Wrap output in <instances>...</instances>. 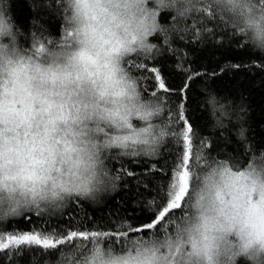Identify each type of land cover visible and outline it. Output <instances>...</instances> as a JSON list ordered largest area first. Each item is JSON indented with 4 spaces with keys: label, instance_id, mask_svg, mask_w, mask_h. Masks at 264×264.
I'll use <instances>...</instances> for the list:
<instances>
[{
    "label": "clouds",
    "instance_id": "9594fccd",
    "mask_svg": "<svg viewBox=\"0 0 264 264\" xmlns=\"http://www.w3.org/2000/svg\"><path fill=\"white\" fill-rule=\"evenodd\" d=\"M56 5L60 35L40 28L25 37L11 0H0V224L27 213L58 215L73 200L100 206L124 179L113 161L157 160L182 145L176 110L146 93L133 59L159 58L196 28L202 41L209 26L264 57V0ZM202 91L210 139L220 133L227 141L231 131L242 153L194 141L182 207L156 229L141 235L122 225L128 235L119 243L100 235L42 250L44 264H264V148L249 139L243 100ZM183 168L176 152L171 170ZM180 187L170 174L159 207Z\"/></svg>",
    "mask_w": 264,
    "mask_h": 264
},
{
    "label": "trees",
    "instance_id": "16d2710c",
    "mask_svg": "<svg viewBox=\"0 0 264 264\" xmlns=\"http://www.w3.org/2000/svg\"><path fill=\"white\" fill-rule=\"evenodd\" d=\"M11 12L25 37L40 28L47 29L52 36L60 35L62 21L56 0H11ZM160 19L167 23L169 14H162ZM213 32L214 28L209 26L201 41L200 29L196 28L192 37L177 40L175 47H169L159 58L148 61L133 59L132 65L144 64L158 69L166 85L177 90L171 97L153 87L156 82L152 73L146 72L144 68L132 67L147 94L157 91L176 113L181 110V104L184 106L182 111L193 125L195 142L204 144L213 152L226 149L230 153L240 154L243 151L244 146L237 142L231 131L226 130L229 138L227 141L220 133H215V138L210 139L212 134L208 132V112L201 101L204 95L202 89L211 88L218 95L246 103L249 109L246 121L249 139L257 148H264V57L241 46L238 40H229L219 33L212 35ZM22 39L27 45L28 40ZM155 39L159 40V37ZM181 88L184 89L182 93L179 92ZM178 151V147L173 144L161 159L113 161V167L123 174L124 179L120 191L106 198L100 206L73 200L58 215L27 213L6 224H0V231L7 236L53 226L67 231L71 226L114 232L120 231L122 225L138 227L148 223L154 218L153 213L161 201L162 189L171 172V162ZM129 171L134 174L128 176L126 173ZM106 239L119 243L122 237ZM42 250L39 246L0 250V264H44ZM48 255L55 259L56 253L50 252ZM240 264L245 262L240 261Z\"/></svg>",
    "mask_w": 264,
    "mask_h": 264
},
{
    "label": "snow or ice",
    "instance_id": "6c2138e0",
    "mask_svg": "<svg viewBox=\"0 0 264 264\" xmlns=\"http://www.w3.org/2000/svg\"><path fill=\"white\" fill-rule=\"evenodd\" d=\"M137 68H144L146 72L153 74L154 81L156 82L153 87L164 93H168L169 97L173 92L177 90L170 88L166 85L164 78L161 76L160 71L154 67H148L144 64L132 65ZM184 89L181 88L179 92H183ZM153 95L157 94V91L152 92ZM183 105H180V111L176 113L177 120L176 123L179 126V130L182 132V145H176L179 152H183L184 157V168L180 173H176L171 170L170 174L175 177L179 175V180L181 187L177 192L176 196L172 200H167L164 207H159L157 204L156 210L153 213L154 218L148 223H142L138 227H131L129 231L132 232H145L152 229H156L161 222L164 220L165 216L169 213L178 210L182 207V202L184 196L186 195L189 187V172L187 165L191 155L192 145H193V125L190 122V118H186L184 112L182 111ZM175 145V144H174ZM128 176H132L134 173L129 171L126 173ZM165 198L161 197V201ZM103 235L104 237H124L128 235V232L121 231H95V230H84L83 228H72L69 226L67 231L63 229L51 227L42 228L39 231L33 230L31 232H24L21 234H12L5 236L2 231H0V250L10 249V248H20L21 246H39L43 250L48 249H58L60 246L71 244L75 241H87L90 237L95 238L97 236Z\"/></svg>",
    "mask_w": 264,
    "mask_h": 264
}]
</instances>
